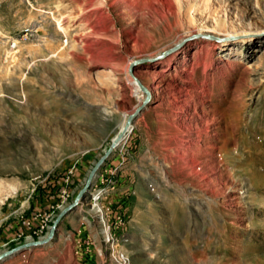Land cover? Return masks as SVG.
<instances>
[{"label":"rangeland","instance_id":"obj_1","mask_svg":"<svg viewBox=\"0 0 264 264\" xmlns=\"http://www.w3.org/2000/svg\"><path fill=\"white\" fill-rule=\"evenodd\" d=\"M79 1L0 0V254L151 99L0 264H264V0Z\"/></svg>","mask_w":264,"mask_h":264},{"label":"water","instance_id":"obj_2","mask_svg":"<svg viewBox=\"0 0 264 264\" xmlns=\"http://www.w3.org/2000/svg\"><path fill=\"white\" fill-rule=\"evenodd\" d=\"M133 73V72H132ZM134 78H137L134 74H133ZM144 92L147 94V101L145 102L144 106L146 105L147 102L150 101L151 99V92L144 86ZM143 106V107H144ZM139 108L135 113H133L132 115H130L128 121H127V126H131L133 125V121L138 117V114L140 112V110H142V108ZM120 143V139L119 137H117L114 141L111 142L110 147L105 151L104 155H102V157L99 159V161L96 163V165L94 166L93 170L91 171L88 180L86 182V185L84 186V188L78 193V195L76 196L75 200L69 204L67 207H65L62 212L59 214V216L57 217V219L54 221L51 230L49 232V234L47 235L46 239L44 240H38V241H32L29 243H26L23 246L17 247L15 249H12L10 251H7L3 254H0V261L5 260L6 258L20 253L21 251L28 249L29 247H34V246H40L43 245L45 243H47L48 241H50L54 235L56 234L59 225L61 224L62 220L72 211L77 210L79 203L84 199V197L86 195H90V188L93 185V181L95 178H97L98 176V172L101 170V168L103 167V165L106 163V161L109 159V157L111 156V154L113 153V151L117 148V146Z\"/></svg>","mask_w":264,"mask_h":264},{"label":"bare ground","instance_id":"obj_3","mask_svg":"<svg viewBox=\"0 0 264 264\" xmlns=\"http://www.w3.org/2000/svg\"><path fill=\"white\" fill-rule=\"evenodd\" d=\"M80 2V5H79V7H80V10H81V12H82V14L84 15V17L86 18V24H88V23H91V21H92V19L94 18V15L96 16V14L97 13H99V11H100V8L98 7V5H101V4H104V3H101V2H99V0H80L79 1ZM73 4H74V2H73ZM102 9V8H101ZM79 10V11H80ZM80 12V13H81ZM105 12L103 11V12H100L99 14H98V18H97V23L98 24H101L102 23V20H100V19H103L104 17H106L105 15L106 14H104ZM78 14V13H77ZM77 14H70V15H64L65 16V18H67V17H73V16H75V15H77ZM65 18H64V20H65ZM60 20V19H59ZM61 21V20H60ZM60 24L61 23H59V26H60ZM95 25V24H94ZM99 28V27H98ZM93 30V29H92ZM94 31V30H93ZM96 31V30H95ZM90 42H88V41H85V45L86 46H90ZM149 89V88H148ZM153 95H155V94H153ZM181 126V125H180ZM188 129H190V128H188ZM131 131V126H127L126 124H123L122 125V127H121V130H120V133H119V135L117 136V137H119V139H120V143H121V139L123 138V137H127V135H128V133ZM186 134V133H185ZM116 139V138H115ZM190 142V141H189ZM120 143H119V145H120ZM167 143V142H166ZM199 144V143H198ZM118 145V146H119ZM191 145H188V147H190ZM191 147H193V146H191ZM195 148L197 149V147H195L194 146V150H195ZM198 148H200V147H198ZM192 149V150H193ZM196 151V150H195ZM200 151V150H199ZM196 153V152H195ZM192 154H193V152H192ZM197 154H198V152H197ZM196 154V155H197ZM190 159V158H189ZM191 161V160H190ZM193 161V160H192ZM191 161V162H192ZM198 161V160H197ZM194 164V163H193ZM174 168V167H173ZM166 171V170H165ZM166 173V172H165ZM161 174V173H160ZM162 175V174H161ZM167 177V176H166ZM44 239H46V238H43L42 240H44ZM39 248V247H38ZM40 249V248H39Z\"/></svg>","mask_w":264,"mask_h":264},{"label":"built area","instance_id":"obj_4","mask_svg":"<svg viewBox=\"0 0 264 264\" xmlns=\"http://www.w3.org/2000/svg\"><path fill=\"white\" fill-rule=\"evenodd\" d=\"M98 198V197H97ZM96 196H94V199H97Z\"/></svg>","mask_w":264,"mask_h":264}]
</instances>
